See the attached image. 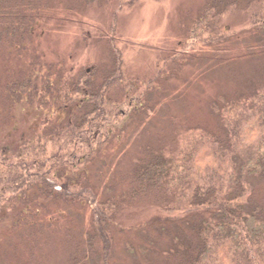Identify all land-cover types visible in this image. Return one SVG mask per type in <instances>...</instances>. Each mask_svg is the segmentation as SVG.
<instances>
[{
	"label": "rangeland",
	"instance_id": "1",
	"mask_svg": "<svg viewBox=\"0 0 264 264\" xmlns=\"http://www.w3.org/2000/svg\"><path fill=\"white\" fill-rule=\"evenodd\" d=\"M209 1L141 0L120 13L119 46L127 75L137 87L128 98L135 103L137 91L144 90L148 98L146 109L127 122L121 140L89 170L98 200L123 198L142 147L170 141L181 125L216 131L215 102L263 87L264 32L254 29L244 10L226 17V42L207 46L191 40ZM20 2L22 23L19 16L0 44V151L11 154L22 139H33L32 129L37 132L44 122L57 121L49 114L60 85L85 66L111 67L108 42L116 9L114 3L93 5L88 0ZM7 22L0 21V32L7 30ZM27 83L35 93L30 100L21 91ZM127 199L110 225L109 264H182V252L176 251L186 242L185 224L162 220L150 200ZM257 199L264 202V184ZM22 208L18 203L15 211H0V264H78L73 263V249L83 247L96 232L92 205L50 203L38 207L31 223L19 220ZM94 245L103 255V241L97 238ZM90 260L81 264H104L102 258Z\"/></svg>",
	"mask_w": 264,
	"mask_h": 264
},
{
	"label": "trees",
	"instance_id": "2",
	"mask_svg": "<svg viewBox=\"0 0 264 264\" xmlns=\"http://www.w3.org/2000/svg\"><path fill=\"white\" fill-rule=\"evenodd\" d=\"M20 1L0 0V21L11 19L7 30L0 32V44L15 29ZM88 1L115 5L108 42L112 65L109 69L88 65L66 80L56 90L55 108L49 114L57 121L44 122L37 132L32 129L33 139H22L16 153L0 151V211H15L19 203L23 207L19 220L31 223L40 206L87 201L96 232L83 247L73 249V263L102 258L109 264L110 225L121 204L127 198L150 200L162 220L184 223L188 229L186 242L181 240L176 251L182 252V264H264V202L257 199L264 184V84L213 104L220 129L181 125L170 141L142 147L123 198L98 200L89 170L121 140L127 122L146 109L148 93L137 91L135 103L128 98L137 87L127 75L118 40L120 13L141 0ZM239 9L249 15L257 32H264V0H210L191 40L207 46L226 42V17ZM20 18L22 23L24 17ZM21 89L27 100L35 94L28 83ZM20 97L16 96L18 101ZM125 105L128 110L122 112ZM97 238L103 241V255L95 248Z\"/></svg>",
	"mask_w": 264,
	"mask_h": 264
}]
</instances>
